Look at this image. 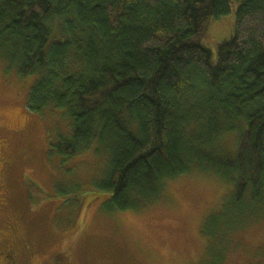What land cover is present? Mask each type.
<instances>
[{
  "label": "trees",
  "instance_id": "1",
  "mask_svg": "<svg viewBox=\"0 0 264 264\" xmlns=\"http://www.w3.org/2000/svg\"><path fill=\"white\" fill-rule=\"evenodd\" d=\"M237 1L214 55L201 40ZM0 65L56 121L50 155L106 160L110 210L201 172L228 185L235 231L264 220V0H0Z\"/></svg>",
  "mask_w": 264,
  "mask_h": 264
},
{
  "label": "rangeland",
  "instance_id": "2",
  "mask_svg": "<svg viewBox=\"0 0 264 264\" xmlns=\"http://www.w3.org/2000/svg\"><path fill=\"white\" fill-rule=\"evenodd\" d=\"M239 3L201 40L214 55L234 33ZM30 83L0 65V237L25 241L29 264H264V220L235 231L242 219L226 211L228 185L212 174L165 182L142 210H110L97 187L106 160L93 149L48 153L56 121L28 111Z\"/></svg>",
  "mask_w": 264,
  "mask_h": 264
},
{
  "label": "flooded vegetation",
  "instance_id": "3",
  "mask_svg": "<svg viewBox=\"0 0 264 264\" xmlns=\"http://www.w3.org/2000/svg\"><path fill=\"white\" fill-rule=\"evenodd\" d=\"M1 164L3 165V161ZM2 238L0 237V264H29L25 256L26 249L22 246V243L26 246L25 241L21 240L20 237L18 238L15 233ZM19 244H21V247ZM28 246L31 250L29 244Z\"/></svg>",
  "mask_w": 264,
  "mask_h": 264
}]
</instances>
